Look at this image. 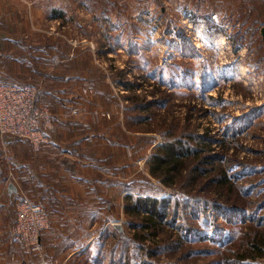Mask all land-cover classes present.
<instances>
[{
    "label": "rangeland",
    "instance_id": "rangeland-1",
    "mask_svg": "<svg viewBox=\"0 0 264 264\" xmlns=\"http://www.w3.org/2000/svg\"><path fill=\"white\" fill-rule=\"evenodd\" d=\"M263 27L264 0H0V80L35 85L54 119L78 113L104 147L105 173L86 215L12 200L0 219V264H264L228 252L245 251L251 228L264 229ZM167 130L202 136L204 156L225 157L192 195L241 213L181 204L157 237L127 215L128 196L184 201L151 174ZM219 165L232 187L212 183ZM24 199L52 213L38 253L12 235Z\"/></svg>",
    "mask_w": 264,
    "mask_h": 264
},
{
    "label": "crops",
    "instance_id": "crops-1",
    "mask_svg": "<svg viewBox=\"0 0 264 264\" xmlns=\"http://www.w3.org/2000/svg\"><path fill=\"white\" fill-rule=\"evenodd\" d=\"M4 37L8 40L10 36L6 33ZM56 114V128L49 134L50 144L39 153L28 141L14 138L5 141V153L11 161L0 159V197L3 200L0 202L3 205L0 219H6L8 213L5 208L12 200L17 201L24 196L34 203L48 205L51 202L62 207L63 215L91 213L92 206L84 200L91 198L95 190L92 183H98V186L103 183L101 173H105L101 164L104 147H99L98 136L89 135L78 113ZM3 150L4 142L0 138V151ZM9 171L14 173V178H10ZM76 198L83 200L78 207L73 202ZM94 211L100 212L99 209Z\"/></svg>",
    "mask_w": 264,
    "mask_h": 264
},
{
    "label": "trees",
    "instance_id": "trees-1",
    "mask_svg": "<svg viewBox=\"0 0 264 264\" xmlns=\"http://www.w3.org/2000/svg\"><path fill=\"white\" fill-rule=\"evenodd\" d=\"M156 103H162V101H149L146 104V108L149 109L151 106H155ZM167 132L169 134L164 136L165 141L155 147L152 152L153 154L150 158L151 174L166 186L175 188L182 193L185 192V197L182 199L184 201L181 202V199L173 200L171 197L159 200L141 197L134 199L128 196L127 199L134 201V203L132 205H126L127 215L132 218L139 217L143 219L139 227L147 231H152V235L157 237L159 236V230H162L164 225H168L170 219L177 221L179 218V206L181 204L186 206L197 203L208 207L209 203H213L214 207L216 206L221 212H226L229 215H232V213H241L242 211L232 204L231 206L229 203L221 204L217 200L212 201L203 196L197 197L192 195L193 193H198L199 180L205 177L207 178L209 173L212 172V170H206V167L214 165L215 162L217 163L225 159V157L218 155L204 156L206 151L203 146L206 145V142L202 136H195L194 134L183 132L172 135L170 130H167ZM166 136L172 137V139L170 140ZM221 166H218V174L211 179L212 183H216L219 187L229 185L232 187L235 183L232 184L230 182V175ZM171 205L173 206V210H170ZM171 225L173 229V224ZM262 226L257 224L251 228L253 233L250 235L245 251L237 252L233 249L228 250L231 256L236 255V259H239V261L263 257L264 229H261L263 228ZM193 229L192 225H189L186 230L188 233H193ZM229 261L227 260L228 263H230Z\"/></svg>",
    "mask_w": 264,
    "mask_h": 264
},
{
    "label": "built area",
    "instance_id": "built-area-1",
    "mask_svg": "<svg viewBox=\"0 0 264 264\" xmlns=\"http://www.w3.org/2000/svg\"><path fill=\"white\" fill-rule=\"evenodd\" d=\"M39 95V89L33 84L20 85L0 80V138L4 142L0 159L11 161L5 153L7 138L28 141L37 153L50 144L49 134L56 128L55 119L41 106ZM51 214L43 206L33 205L24 199L17 206L13 237L27 250L40 252L42 234L50 226Z\"/></svg>",
    "mask_w": 264,
    "mask_h": 264
},
{
    "label": "bare ground",
    "instance_id": "bare-ground-1",
    "mask_svg": "<svg viewBox=\"0 0 264 264\" xmlns=\"http://www.w3.org/2000/svg\"><path fill=\"white\" fill-rule=\"evenodd\" d=\"M213 41H216V40H214V39H212ZM223 44H225V43H223ZM223 46V45H222ZM225 47V46H224ZM240 69H242V68H240ZM244 69V68H243ZM242 69V70H243ZM245 70V69H244ZM246 71V70H245ZM241 72V71H240ZM244 72V71H243ZM242 73V72H241ZM246 73V72H245ZM242 75V74H241ZM249 77V76H248Z\"/></svg>",
    "mask_w": 264,
    "mask_h": 264
},
{
    "label": "water",
    "instance_id": "water-1",
    "mask_svg": "<svg viewBox=\"0 0 264 264\" xmlns=\"http://www.w3.org/2000/svg\"><path fill=\"white\" fill-rule=\"evenodd\" d=\"M262 34H263V36H264V27L262 28ZM119 226V225H118Z\"/></svg>",
    "mask_w": 264,
    "mask_h": 264
}]
</instances>
